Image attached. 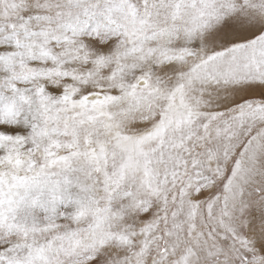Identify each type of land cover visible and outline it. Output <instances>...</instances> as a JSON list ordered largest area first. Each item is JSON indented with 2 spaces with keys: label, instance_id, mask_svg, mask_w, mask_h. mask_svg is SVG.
Masks as SVG:
<instances>
[{
  "label": "snow or ice",
  "instance_id": "6c2138e0",
  "mask_svg": "<svg viewBox=\"0 0 264 264\" xmlns=\"http://www.w3.org/2000/svg\"><path fill=\"white\" fill-rule=\"evenodd\" d=\"M0 264H264V0H0Z\"/></svg>",
  "mask_w": 264,
  "mask_h": 264
}]
</instances>
